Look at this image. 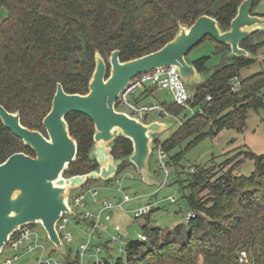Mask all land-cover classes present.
<instances>
[{
  "label": "trees",
  "instance_id": "16d2710c",
  "mask_svg": "<svg viewBox=\"0 0 264 264\" xmlns=\"http://www.w3.org/2000/svg\"><path fill=\"white\" fill-rule=\"evenodd\" d=\"M242 1L0 0V105L9 113L18 112L22 126L46 136L42 120L50 110L57 84L66 94H86L96 52L107 58L118 50L121 62L142 57L172 40L179 25L189 27L202 15L215 18L226 31ZM258 1L254 0L252 14H256L253 9ZM261 34H253L240 47L256 55L264 42L253 39ZM205 39L214 44L222 63L210 69L205 56L190 62L199 73L209 74L193 89L189 103L195 113L167 140L154 142L161 144L169 163L175 166L178 177L174 183L184 184L182 190L188 191L183 198L193 218L172 228L153 227L150 210L140 227L146 242L129 240L125 256L104 257L106 264H239L241 251L247 252L250 263H263L264 154L241 150L220 163L212 159L204 166L193 167L192 172L188 170L184 180L178 171L184 151L171 155L187 140L193 139L188 145L191 148L224 129L241 132L248 111L263 107L260 92L264 89V73L240 79L238 91L233 93L231 81L239 79L238 70L252 60L227 57L228 47ZM160 105L174 117L185 111L175 104ZM65 119L77 153L64 177L96 170L97 163L89 158L93 123L74 113ZM131 150L130 141L117 138L111 154L118 160ZM15 153L34 156L0 120V164ZM239 157L254 161L248 176L235 173ZM128 167L134 169L123 162L116 174ZM95 182L88 181L83 187ZM102 247L108 250V243ZM67 253L64 264H77L78 255H73L69 246Z\"/></svg>",
  "mask_w": 264,
  "mask_h": 264
},
{
  "label": "water",
  "instance_id": "95a60500",
  "mask_svg": "<svg viewBox=\"0 0 264 264\" xmlns=\"http://www.w3.org/2000/svg\"><path fill=\"white\" fill-rule=\"evenodd\" d=\"M253 3L254 0H243L239 4L226 31L219 27L215 18L202 15L189 27L179 25L172 40L142 57L121 62L118 50L110 52L107 58L96 52L86 94H66L57 84L50 110L42 120L46 136L22 126L18 112L9 113L0 105L3 126L34 154L15 153L0 164V253L18 229L39 225L56 252L66 258L68 250L59 237L56 224L62 214L75 216L68 207L72 190L88 181L111 180L123 162L134 167L144 184L168 186L149 172V161L155 136L170 128L173 121H140L116 110L117 97L137 76L171 66L177 68L181 80L193 93L194 87L203 83L209 74L199 73L186 56L207 37L217 45L228 47L227 57L254 61L256 56L240 47V43L253 34L264 32V15L251 13ZM71 113L93 123L89 158L97 163V169L64 177L77 153L76 141L65 119ZM117 138L130 141L132 146L131 153L118 160L111 154Z\"/></svg>",
  "mask_w": 264,
  "mask_h": 264
},
{
  "label": "rangeland",
  "instance_id": "374dc122",
  "mask_svg": "<svg viewBox=\"0 0 264 264\" xmlns=\"http://www.w3.org/2000/svg\"><path fill=\"white\" fill-rule=\"evenodd\" d=\"M253 12L258 15H264V0H259L257 5L254 7ZM255 42H264V32L260 37L253 39ZM208 57L206 66L210 69L218 66L222 63L223 58L221 55L216 54L214 44L209 40H203L196 47H194L186 56L188 62H192L200 57ZM256 59L252 61L246 67L238 70L239 80L248 78L252 75L264 73V44L257 49ZM150 93L147 98L143 100V104H173V100L168 91L162 89L149 88ZM135 94L134 97H136ZM260 97L263 100V107L258 110L250 109L247 114L246 124L241 132L235 130L224 129L218 134L210 137L204 138L199 143H196L193 147L189 148V143L193 140H187L182 143L181 146L176 148L171 155L178 152L184 151L183 158L180 161V167L178 168L179 176L181 180L186 179V173L188 170L197 166H204L209 163L210 160L214 159V162L220 163L236 155L241 150H248L254 155L264 154V89L260 92ZM117 111H124V108L119 104L116 105ZM192 114L190 111L185 110L177 119H169L173 121V125L162 131L155 136L156 141L164 142L167 140L171 134H173L180 126L179 122L183 123L187 119L191 118ZM146 122L153 120H160L157 113L149 114L146 118ZM168 121V120H161ZM157 145L154 144L152 148V156L149 161V172L154 174L157 178L162 180V172L157 168V157L156 154L153 155ZM239 163L235 166V173L237 175L248 176L254 168V161L248 158L239 157ZM168 167L170 171V176L166 183L168 186L158 187L157 185H147L141 181V178L137 175L136 171L132 167L126 169V173L133 175V179H126L123 181V189L129 194L130 197H136L137 199L125 204L122 211H115L111 215V220L105 225L107 226V233H100L92 238L93 247H100V255L102 257H108L115 259L119 257L118 246L108 245V250L102 247V244L108 243L109 235H117L114 232V227L119 226L121 228V235L124 242L129 240H134L138 234H142L140 227L145 224V218L134 219L131 212L139 207L145 205L151 206V214L149 217L150 226L160 227V228H172L180 223H186V216L188 213V208L183 195H187V190H182L184 184L174 183V180L178 177L177 173L174 172V165L169 163ZM190 171V170H189ZM191 172V171H190ZM125 173V174H126ZM109 182H102L101 180H96L93 184L95 187L99 188L100 194L99 199L108 197L111 199L119 198V194L114 188L110 189L107 193L104 191V185H108ZM77 189L72 190L71 194L76 193ZM169 198H174L175 202L170 203ZM90 207V206H89ZM91 208V207H90ZM97 210V209H96ZM83 224V223H82ZM82 224H80V232L70 227L73 234V242L69 246L72 248L73 255L77 250V245L81 241H86L87 237L84 235L82 229ZM43 239L46 237L44 231L40 226H37ZM45 240L46 250L49 254L57 261L64 263V257L60 253L56 252L54 247ZM13 252L4 248L2 254H0V264L5 258L12 257ZM264 260V257H263ZM264 262V261H263ZM92 263L91 258L87 256L82 264ZM18 264H34L33 258L26 256L20 260ZM263 264V263H262Z\"/></svg>",
  "mask_w": 264,
  "mask_h": 264
},
{
  "label": "built area",
  "instance_id": "2783aa9c",
  "mask_svg": "<svg viewBox=\"0 0 264 264\" xmlns=\"http://www.w3.org/2000/svg\"><path fill=\"white\" fill-rule=\"evenodd\" d=\"M231 84L233 93H237L239 87L238 79L234 78ZM149 88L168 91L172 97L173 104L182 107L184 110L190 111L192 115L195 113V108L189 103L192 98V93L189 92L188 87L181 80L175 66L155 69L154 71L137 76L119 93L115 102V107L119 104L124 108L126 114L144 122H146L145 118L152 113H157L160 120L177 119V117L165 111L160 104L145 105L140 103L138 98L135 99V94L141 91L144 92ZM206 100L209 101L210 98L207 97ZM179 124L181 125L182 123L179 122ZM154 154H156L157 157V168L162 172V183L167 184L166 181L170 176L168 156L161 145H157L153 155ZM189 170L192 172L191 168ZM125 173L126 170L116 174L109 180L108 185H104L105 191L114 188L120 195L119 198L99 199L100 190L94 185L87 187H83V185L77 189L79 191L70 194L68 198V207L75 213V216L62 214L60 220L56 224V230L61 241L66 245L68 250V246L71 245L74 239L70 227L77 230L80 224L83 223L82 227L85 229L87 239L86 241L79 242L77 245V250L75 252L79 259L77 264H82L87 256L91 258V264H106V259L100 255V247H93L91 241L94 236H98L101 232L108 234L105 223L111 220L112 213L115 211H122L125 204L137 199L135 196L130 197L123 189V181L126 179L132 180L134 178L133 175ZM168 201L174 203L175 199L169 198ZM150 210L151 206L149 204L133 210L131 214H133L134 218H140L147 215ZM190 218H193L192 213L187 214L186 221H189ZM37 226L39 225L22 227L10 236L2 252L5 248L12 251L13 255L12 257L5 258L2 264H18L20 260L26 256L32 257L34 264H64L54 259L46 250L44 239L47 238L45 237L43 239ZM114 232L117 235H109L108 245H117L119 256L124 257L127 242H124L119 226L114 227ZM132 241L145 243L146 237L143 234H138ZM2 252L0 254H2ZM238 262L239 264H256L254 261L252 263L249 262L246 251H241L238 254Z\"/></svg>",
  "mask_w": 264,
  "mask_h": 264
},
{
  "label": "crops",
  "instance_id": "0c3cea01",
  "mask_svg": "<svg viewBox=\"0 0 264 264\" xmlns=\"http://www.w3.org/2000/svg\"><path fill=\"white\" fill-rule=\"evenodd\" d=\"M146 91H147V90H146ZM148 94H150V93H148ZM148 94H147V92H145V91H144V92L141 91V92L137 93V96H136L135 99L138 98V101H139L140 103L143 104V100H144L145 98L148 97ZM104 192L107 193L108 191H104ZM104 198H108V197H104ZM81 230L83 231V233H84V235H85V229H84V227H82ZM77 231L80 232V227L77 228Z\"/></svg>",
  "mask_w": 264,
  "mask_h": 264
}]
</instances>
